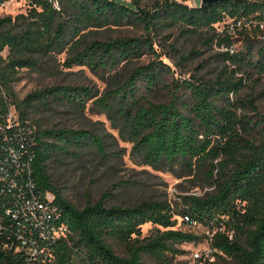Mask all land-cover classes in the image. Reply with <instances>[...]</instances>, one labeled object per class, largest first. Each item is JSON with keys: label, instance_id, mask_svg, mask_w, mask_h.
I'll use <instances>...</instances> for the list:
<instances>
[{"label": "trees", "instance_id": "trees-1", "mask_svg": "<svg viewBox=\"0 0 264 264\" xmlns=\"http://www.w3.org/2000/svg\"><path fill=\"white\" fill-rule=\"evenodd\" d=\"M7 1L0 0V4ZM27 1V14L0 18V91L7 90V100L0 92V145L6 146V138L13 135L14 128L7 129L6 114L14 106L20 124L33 126L35 135L22 160L8 161L22 170L29 168L37 190L54 195L59 221L68 228L67 236L53 245L56 264H145L144 255L163 260L168 253L179 252L178 244L199 240L193 233L173 229L175 212L167 202L107 205L105 193L99 201L80 207L54 182L51 166L60 154L91 145L104 152L103 141L85 130L42 129L31 122L30 113L36 104L85 110L95 92L83 86L55 85L35 90L20 101L11 84L18 79L20 69L39 67L34 56H48L68 47L75 51L66 61L68 67L87 66L115 78L113 89L93 103L123 119L148 164L161 169L181 163L192 171L197 165L222 159L211 165L209 174L218 192L205 198L183 197L186 208L182 214L207 227L212 233L211 248L235 264H264V140L240 136L237 126L244 121L231 109L234 102L230 95L244 87L243 79L229 75L209 83L176 82L179 88L169 102L145 106L138 85L149 93L157 91L165 72L171 71L168 64L153 61L134 68L123 83L116 78L122 65L141 59L153 48L151 35L176 26L200 34L210 45L216 40L220 46L234 47L236 38L244 39L241 50L220 56L238 66L236 73L249 66L264 74V40L254 33L257 30L240 31L235 37L221 36L215 30L216 24L229 20L263 19L264 1L222 0L189 6L177 0H157L151 9L142 7L143 0H57L59 7L54 0ZM108 26H141L148 37L83 39L85 29ZM258 43L263 45L257 49ZM185 88L190 92L187 97ZM6 193L11 192L7 189ZM8 208L9 201L1 199L0 211ZM149 223L165 230L141 239L142 227ZM232 232L237 237L230 240ZM240 237L245 238L244 244ZM6 240L0 236V264H25L27 251L17 249L16 244L5 246ZM108 240L123 244L128 256L116 254Z\"/></svg>", "mask_w": 264, "mask_h": 264}, {"label": "rangeland", "instance_id": "rangeland-1", "mask_svg": "<svg viewBox=\"0 0 264 264\" xmlns=\"http://www.w3.org/2000/svg\"><path fill=\"white\" fill-rule=\"evenodd\" d=\"M156 1L143 0L142 7L151 9ZM177 1L189 6H195L196 2L201 3V0ZM28 8L27 0H9L4 6H0V18L27 14ZM215 30L221 36L238 35L231 28L227 29L223 23L216 24ZM82 34L87 42L148 37L141 26H108L99 29L89 27ZM150 38L153 48L148 49L141 59L122 65L116 75L117 80L123 83L134 68L153 61H162L171 67V71L165 72L157 91L149 93L143 85H138L139 96L145 106L169 102L172 92L179 88L176 82L186 83L191 80L196 83H209L233 75L236 80L243 79L244 83L238 93L230 95L234 102L231 109L244 121V125L237 126V131L245 139L256 142L264 140V74L249 66H243L236 73L238 66L220 56L227 52L226 46L218 45L216 40L213 45L207 44L200 34L185 32L182 26L165 28ZM244 44V39L236 38V52ZM262 45L258 43L257 49ZM74 52L68 47L62 51L51 52L48 56H34L33 59L39 62V67L20 69L18 79L11 84L20 101L35 90L55 85L83 86L95 92L94 99L88 102L85 110L69 105L53 104L46 108L42 104H36L30 113L31 122L42 129L85 130L103 141L104 152L91 145L72 148L70 154H60L51 166L54 182L63 189L70 201L80 207L88 202L99 201L105 193L108 196L107 205L135 206L148 201L170 204L175 212L173 220L176 225L173 229L193 233L199 240L178 244L179 252L168 253L163 260L144 255L145 264H235L233 259L211 248L212 233L207 227L192 223L182 214L186 208L183 197L205 198L218 192L219 187L209 178V174L211 165L222 159L211 164L207 162L197 165L192 171L181 163L161 169L148 164L143 154L137 150L136 142L124 126L123 119L117 113L104 112L93 103L95 99L103 98L113 89L115 78L107 72H94L87 66L75 64L68 67L66 61ZM3 55L6 57L8 50ZM0 92L3 98L7 94L5 88ZM189 95L188 88H185V97ZM11 108L17 111L14 106ZM214 174L217 178V170ZM159 230L163 231L165 228L151 223L145 224L141 239L151 238ZM236 237L233 232L229 233L230 240ZM239 241L244 244L245 238L240 237ZM108 243L116 254L128 256L126 247L120 242L108 240Z\"/></svg>", "mask_w": 264, "mask_h": 264}, {"label": "built area", "instance_id": "built-area-1", "mask_svg": "<svg viewBox=\"0 0 264 264\" xmlns=\"http://www.w3.org/2000/svg\"><path fill=\"white\" fill-rule=\"evenodd\" d=\"M54 4L59 7L57 0H54ZM223 24L236 34L257 30L259 39L264 40V18L251 16ZM226 50L231 54L236 52L235 46L227 47ZM4 99L7 100L6 94ZM6 120L7 129L14 128V131L12 136L6 138L7 145H0V200L9 201V208L0 211V236L7 239L5 246L16 244L17 249L27 251L29 258L25 264H56L53 245L67 236L68 228L59 221V209L53 204L54 195L37 190L29 168L22 170L8 161L22 160L24 152L29 153L35 129L33 126L21 125L17 111L11 107ZM7 189L10 194L6 193Z\"/></svg>", "mask_w": 264, "mask_h": 264}, {"label": "water", "instance_id": "water-1", "mask_svg": "<svg viewBox=\"0 0 264 264\" xmlns=\"http://www.w3.org/2000/svg\"><path fill=\"white\" fill-rule=\"evenodd\" d=\"M218 1H222V0H201V6L208 5V4H211V3H215V2H218Z\"/></svg>", "mask_w": 264, "mask_h": 264}]
</instances>
